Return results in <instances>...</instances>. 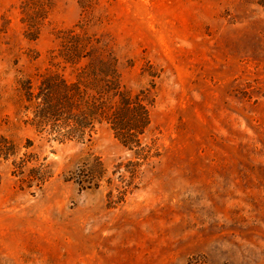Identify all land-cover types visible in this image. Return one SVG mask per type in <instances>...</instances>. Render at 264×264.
I'll list each match as a JSON object with an SVG mask.
<instances>
[{
  "label": "rangeland",
  "instance_id": "374dc122",
  "mask_svg": "<svg viewBox=\"0 0 264 264\" xmlns=\"http://www.w3.org/2000/svg\"><path fill=\"white\" fill-rule=\"evenodd\" d=\"M77 34L155 97L161 156L125 202L108 185L133 156L108 126L31 125L28 82ZM0 264H264V0H0Z\"/></svg>",
  "mask_w": 264,
  "mask_h": 264
},
{
  "label": "trees",
  "instance_id": "16d2710c",
  "mask_svg": "<svg viewBox=\"0 0 264 264\" xmlns=\"http://www.w3.org/2000/svg\"><path fill=\"white\" fill-rule=\"evenodd\" d=\"M64 40L65 53L59 57L58 68L49 70L36 90L28 82V101L35 108L31 125L39 132L55 134L59 143L90 142L100 127L108 126L133 156L125 165H117V172L128 175L121 178L123 191L113 181L108 185V197L117 198L116 203L125 202L129 193L139 189L144 169L152 168L161 156L153 144L144 142L155 97L149 89L130 90L123 82L117 58L102 57L101 48L89 36L67 35ZM85 172L88 180L81 181L82 186H96L104 180L106 169L96 159Z\"/></svg>",
  "mask_w": 264,
  "mask_h": 264
}]
</instances>
